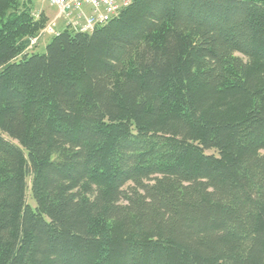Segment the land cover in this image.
I'll list each match as a JSON object with an SVG mask.
<instances>
[{"label":"trees","instance_id":"trees-1","mask_svg":"<svg viewBox=\"0 0 264 264\" xmlns=\"http://www.w3.org/2000/svg\"><path fill=\"white\" fill-rule=\"evenodd\" d=\"M34 11L0 0V264H264V0H130L43 53Z\"/></svg>","mask_w":264,"mask_h":264},{"label":"built area","instance_id":"built-area-1","mask_svg":"<svg viewBox=\"0 0 264 264\" xmlns=\"http://www.w3.org/2000/svg\"><path fill=\"white\" fill-rule=\"evenodd\" d=\"M49 5L58 8V15H65L67 24L75 31L90 32L95 24L107 21L130 0H45ZM86 9L89 13H86ZM54 23H52V27ZM52 27L45 26L39 36L53 33ZM37 37L30 39L31 44L37 42Z\"/></svg>","mask_w":264,"mask_h":264},{"label":"rangeland","instance_id":"rangeland-1","mask_svg":"<svg viewBox=\"0 0 264 264\" xmlns=\"http://www.w3.org/2000/svg\"><path fill=\"white\" fill-rule=\"evenodd\" d=\"M32 5L34 6V12L38 14L40 11H44L47 17H49L47 26L52 27V23H54V26L52 27L54 32H44V34L39 37L37 44L32 49V52L34 51L37 53H43L45 51V46L51 37L58 31H63L65 29L64 27L67 24L68 18H66L64 14L58 15V8L56 6L48 5L45 0H32Z\"/></svg>","mask_w":264,"mask_h":264},{"label":"crops","instance_id":"crops-1","mask_svg":"<svg viewBox=\"0 0 264 264\" xmlns=\"http://www.w3.org/2000/svg\"><path fill=\"white\" fill-rule=\"evenodd\" d=\"M86 13H89V10L88 9H86Z\"/></svg>","mask_w":264,"mask_h":264},{"label":"bare ground","instance_id":"bare-ground-1","mask_svg":"<svg viewBox=\"0 0 264 264\" xmlns=\"http://www.w3.org/2000/svg\"><path fill=\"white\" fill-rule=\"evenodd\" d=\"M49 5V4H48Z\"/></svg>","mask_w":264,"mask_h":264}]
</instances>
